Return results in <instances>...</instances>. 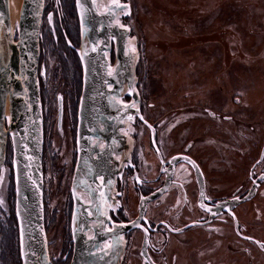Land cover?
I'll use <instances>...</instances> for the list:
<instances>
[{
    "label": "flooded vegetation",
    "instance_id": "af4514ba",
    "mask_svg": "<svg viewBox=\"0 0 264 264\" xmlns=\"http://www.w3.org/2000/svg\"><path fill=\"white\" fill-rule=\"evenodd\" d=\"M120 13V22L127 24L123 10ZM45 24L53 37L47 46L48 36L42 34ZM129 36H132L131 30ZM38 38L44 203V121L48 118L43 83L46 50L51 54L61 50L62 77L68 80L67 83L62 81L67 88H60L65 94H56L53 109L60 134L67 109L70 112L72 140L74 132L70 187L77 158L75 132L82 65L77 51L80 26L75 0H43ZM114 60L111 43L110 64ZM136 90L142 118L127 115L123 135L118 140H110L109 145L108 157L115 175L102 205V264H264V140L257 158L246 169H220L218 140H185L184 134L179 137L183 140L168 137L174 136L172 128L175 125L182 127L187 123L185 102L156 113L150 102L143 103L146 96L138 91L137 85ZM124 99L128 102L130 97L126 95ZM212 108L205 106L200 112L215 121L219 119V112ZM176 109L180 112L172 113ZM231 118L232 115L222 116L224 121H231ZM138 128L142 132L137 133ZM140 137L145 140H138ZM228 141L226 144L234 146L233 140ZM243 141L249 145L250 140ZM0 171L8 178L7 188L0 182V236L2 240L15 239L17 263L21 264L10 140ZM69 199V237L59 248L56 258L51 259L49 255L50 264H69L72 257L70 188ZM2 260L5 264V257Z\"/></svg>",
    "mask_w": 264,
    "mask_h": 264
},
{
    "label": "rangeland",
    "instance_id": "374dc122",
    "mask_svg": "<svg viewBox=\"0 0 264 264\" xmlns=\"http://www.w3.org/2000/svg\"><path fill=\"white\" fill-rule=\"evenodd\" d=\"M120 1L129 6L123 13L138 53L136 85L146 96L143 103L150 102L156 113L186 103L187 123L175 125L174 136L168 137L183 140L179 137L184 134L185 140H218V167L246 169L264 140V0ZM44 33L47 46L53 38L48 24ZM60 54L59 49L53 54L46 50L43 64L48 115L44 121V217L51 259L69 237L74 140L68 109L62 134L55 123L53 100L68 82L62 77ZM124 97L121 100L126 102ZM205 106L219 112V119L210 121L202 114ZM223 115L233 118L224 121ZM136 131L142 132L141 128ZM228 140L234 146L226 144ZM243 140H250L249 145ZM1 181L7 188L8 178L2 171ZM3 257L5 264H18L14 238L0 236V264Z\"/></svg>",
    "mask_w": 264,
    "mask_h": 264
},
{
    "label": "water",
    "instance_id": "95a60500",
    "mask_svg": "<svg viewBox=\"0 0 264 264\" xmlns=\"http://www.w3.org/2000/svg\"><path fill=\"white\" fill-rule=\"evenodd\" d=\"M7 2L0 0V47L4 41V54L0 48V168L10 140L21 264H50L44 225L43 120L37 72L43 0H22L15 38L8 23ZM75 5L82 89L75 132L77 158L70 187L73 253L69 264H102V205L115 175L108 157L110 140L123 135L127 115L142 118L136 90L138 53L129 36L130 28L119 20L120 11H128L127 3L75 0ZM124 95L130 97L128 102L121 100Z\"/></svg>",
    "mask_w": 264,
    "mask_h": 264
},
{
    "label": "bare ground",
    "instance_id": "6f19581e",
    "mask_svg": "<svg viewBox=\"0 0 264 264\" xmlns=\"http://www.w3.org/2000/svg\"><path fill=\"white\" fill-rule=\"evenodd\" d=\"M110 0H106L108 2ZM22 0H8L7 2V16H8V23L10 26V30L14 32L18 19L20 14ZM102 3H99V6H101ZM102 9V8H101ZM2 46L4 47V41L2 39L1 41ZM1 48V53L4 54V50Z\"/></svg>",
    "mask_w": 264,
    "mask_h": 264
}]
</instances>
